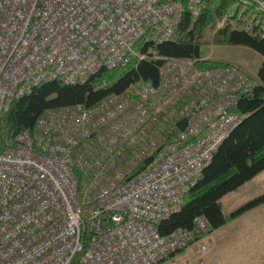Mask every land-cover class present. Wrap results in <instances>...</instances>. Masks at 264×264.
Returning <instances> with one entry per match:
<instances>
[{"label": "built area", "instance_id": "2783aa9c", "mask_svg": "<svg viewBox=\"0 0 264 264\" xmlns=\"http://www.w3.org/2000/svg\"><path fill=\"white\" fill-rule=\"evenodd\" d=\"M187 2L198 16L202 0ZM177 8L173 0H0V122L44 82L84 83L145 57L137 42L172 39ZM256 85L237 63L168 58L157 85L47 110L0 149V264H160L188 248L209 232L204 217L167 236L158 226L242 122L239 97ZM173 127L177 137L158 153ZM128 149L155 159L123 180L118 164ZM74 167L88 176L82 188Z\"/></svg>", "mask_w": 264, "mask_h": 264}, {"label": "trees", "instance_id": "16d2710c", "mask_svg": "<svg viewBox=\"0 0 264 264\" xmlns=\"http://www.w3.org/2000/svg\"><path fill=\"white\" fill-rule=\"evenodd\" d=\"M173 1L178 8L172 39L157 43L147 34L136 44L145 57L134 58L124 68L102 69L84 83L44 82L32 93L16 99L0 122V149L3 150L17 133L34 129L47 110L79 104L91 107L109 95L123 94L136 85L159 84L161 67L168 58L195 59L199 67L223 64L204 57L209 33L222 22L215 32V41L248 46L262 54L258 82L250 93L239 97L236 111L243 115L242 122L221 143L181 208L159 224V231L165 236L179 228L191 229L200 216L208 221L209 231L225 225L228 219L222 198L264 171V9L255 0L247 4L239 0H202L201 11L194 16L187 0ZM177 135L178 130L171 128L156 151H163ZM143 162L135 159L133 150L128 149L118 164L124 173L123 180L144 169ZM73 173L82 188V182H87L88 176L85 177L77 167ZM263 203L264 194L234 211L232 218ZM84 216L87 218V210ZM82 238L85 240L87 234L84 233Z\"/></svg>", "mask_w": 264, "mask_h": 264}, {"label": "rangeland", "instance_id": "374dc122", "mask_svg": "<svg viewBox=\"0 0 264 264\" xmlns=\"http://www.w3.org/2000/svg\"><path fill=\"white\" fill-rule=\"evenodd\" d=\"M222 24L223 23L221 22L217 26H215L213 28V31H211L208 35L209 39L206 40L207 45H205L204 47L205 59L209 60L210 62H223L225 61L222 60L223 58L238 59V61L243 60L247 65V74H249L253 80L258 82L256 75L263 61L262 54L248 46L231 45L222 41H215V32L222 26ZM136 50L140 52L138 46H136ZM262 194H264V172H260L258 175H256L237 189L226 194L222 199L224 213L228 219L226 224H234L236 221L240 220L241 222L246 224L245 227L242 225V227H238L237 231H235L236 228L230 231V228H228V230L226 229L228 226L225 227V224L223 225L225 228L221 226L217 229L207 232L206 235L202 237V241L199 242L198 245L204 244L207 247L205 251L198 252V245L191 244L186 249L173 252L172 255L163 260L160 264H205L204 260L208 262L207 264H244L245 262H232V257L229 251L226 250L227 248L232 247V245L222 243L226 239L233 238L235 236V233L248 228L249 224L252 223L255 218L259 217L258 214L255 216L248 214L253 209L241 215H238L235 218H232V213ZM262 205H264V203L259 206ZM262 216L264 223V213ZM212 232L216 234L214 238L215 242L213 243V245L209 238ZM262 249L264 251V242ZM262 258L264 259V256Z\"/></svg>", "mask_w": 264, "mask_h": 264}, {"label": "crops", "instance_id": "0c3cea01", "mask_svg": "<svg viewBox=\"0 0 264 264\" xmlns=\"http://www.w3.org/2000/svg\"><path fill=\"white\" fill-rule=\"evenodd\" d=\"M222 60H225L223 62L237 63L246 71L247 65L243 60L238 61V59H232V58H230V59L223 58ZM257 76H258V73H257L256 77ZM263 172L264 171H262V173ZM263 211H264V205L259 206L255 209H253L252 211H250L248 214L253 215V216L258 214L259 217L255 218L253 220V222L249 224L248 228H246L243 231H239L238 233H235V236L233 238L226 239L222 243V244H231L232 245V247H229L226 249L229 251V253L232 257V260H233L232 262H234V261L236 263H244L245 262L244 264H264V259L262 258L264 256V251L262 249L263 242H264V223H263V216H262L264 213ZM242 225L245 227L246 224L239 220V221H236L234 224L228 223L225 225V227L228 226L226 229L228 230V228H230V231H232V229L236 228L235 231H237L238 227L240 228V227H242ZM205 235L206 234H203L202 236L198 237L197 240H195V242H193V245H198L199 242L202 241V237ZM215 235L216 234L214 232H212L210 234V237H209L211 242H212V245L215 242V239H214ZM204 262H205V264L208 263L205 260H204Z\"/></svg>", "mask_w": 264, "mask_h": 264}, {"label": "water", "instance_id": "95a60500", "mask_svg": "<svg viewBox=\"0 0 264 264\" xmlns=\"http://www.w3.org/2000/svg\"><path fill=\"white\" fill-rule=\"evenodd\" d=\"M188 122V118H184L181 121L178 122V127L180 128L181 131H184L186 125ZM155 159V155L149 156L147 159L144 160V166H149ZM131 177H129L127 180H130Z\"/></svg>", "mask_w": 264, "mask_h": 264}]
</instances>
